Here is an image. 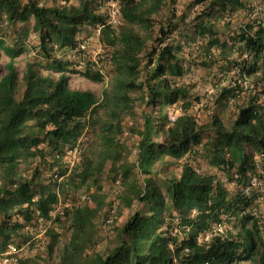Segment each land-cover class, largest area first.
<instances>
[{"label":"trees","instance_id":"trees-1","mask_svg":"<svg viewBox=\"0 0 264 264\" xmlns=\"http://www.w3.org/2000/svg\"><path fill=\"white\" fill-rule=\"evenodd\" d=\"M173 3L118 0L121 20L114 27L97 0H0V21L14 26L32 19L38 56L58 72L56 78L43 75L35 60H27L18 80L16 57L29 28L22 26L9 43L0 37V56L8 57L0 63V264L7 245L39 221L48 225L46 253L61 246L58 264H264V241L257 240L264 174L256 161L264 154L263 110L252 97L236 99L230 127L210 109L199 122L191 109L201 104L200 96L178 81L192 65L207 68L215 104H229L226 95L236 91L221 87L220 72L239 49L255 47L254 59L263 57V28L259 24L252 35L238 28L228 33L233 20L224 16L241 10L238 0H190L179 13ZM87 27L98 28L99 43L111 48L106 59L115 74L100 97L67 84L68 72L99 80L98 71L91 75L90 62L74 69L80 63L58 57L77 47ZM131 93H138L145 108L134 146L118 137L121 116L133 106ZM178 103L173 116L170 108ZM100 110L106 118L98 116ZM97 122L93 157L82 159L73 172L63 157ZM198 156L224 178L201 170ZM170 159L178 160V171L170 170ZM103 170L116 190L101 223L115 238L96 248L98 209L76 204L71 191L82 184L102 190ZM252 178L258 184L245 192ZM116 201L131 210L123 224L114 220ZM60 203V213L52 214ZM62 216L64 242L53 225ZM217 224L222 233L214 230ZM206 233L211 235L205 238ZM14 264L39 263L19 256Z\"/></svg>","mask_w":264,"mask_h":264},{"label":"rangeland","instance_id":"rangeland-1","mask_svg":"<svg viewBox=\"0 0 264 264\" xmlns=\"http://www.w3.org/2000/svg\"><path fill=\"white\" fill-rule=\"evenodd\" d=\"M190 0H174V7L176 9V13H179L180 10L184 5H186ZM171 3V0H169V5ZM168 10L165 8L164 12ZM163 14L162 12H160ZM159 15H156L154 19H158ZM157 21V20H156ZM32 19H30L25 25L21 23H16L14 26L7 25L5 22L0 21V37H2L5 42L9 43L12 42L13 37L16 36L15 34L21 30V27H27L29 28V33L27 36V39H25L23 44V51L16 57V67L18 71V80L21 78L22 71L24 69L25 62L27 60H35L38 63V71L39 73L43 75H49L52 78H56L58 75V72L55 70L49 68V63L47 59L43 57L38 56L37 52V36L36 34L31 30L32 26ZM88 30L83 31L81 34L84 37V39L90 38L89 46L86 48L85 53L82 55H78L76 52L72 51H62L58 53V57L67 60V61H74L80 64H74V66H71L74 69H80L82 68L84 62H90L91 66V75L95 71H98L101 74V78L99 80H95L93 78L85 77L80 72H68V80L67 84L71 88H78V89H89L92 92H94L98 97L101 96V93L104 88L109 87L110 82L112 78H114V72L113 66L108 62L106 59L108 56V52L110 51V47L104 48V45L99 43L98 40V28L93 29L91 27H87ZM182 29V28H181ZM180 28H178V31ZM177 38V35L173 36ZM8 60V57L2 53L0 56V63L1 65H4V63ZM72 63V64H73ZM178 81L183 83H188L192 87V95L200 96L201 98V104H198L195 109H191L192 113H194L195 117L199 122H204L207 119V109L212 110L214 113H217L221 119L223 120V123L225 126L230 127L231 123L234 119V112L231 108L230 104L228 103H221L216 105L214 102L215 96H214V88L212 86L213 76L209 72V69L203 68V67H195L194 65L191 66V69L188 74L182 76L178 79ZM19 93L21 92V88L19 89ZM132 97V107L130 109L125 110L121 116L120 124L122 126V132L118 134V137L122 139L123 141H127L129 145L134 146L136 144L137 139L140 134V130H142V110L145 109L142 102H140L138 98V93H131ZM180 104H176V106L171 107V115H176L179 112V106ZM98 116L101 118H106L107 114L102 112L101 110L98 112ZM100 122H97L94 125V128H88L86 129V132L84 135L80 138L79 146L74 148L72 151H67L63 159L68 163L69 167L73 169V172H78L81 168V160L85 157H93V148L96 147V143L98 141V131H99ZM132 126V127H131ZM133 128V130L131 129ZM132 131H131V130ZM207 133L205 132L203 134V140L206 139ZM130 138L128 139L127 137ZM130 156V155H128ZM176 159H170V170L172 171H178V165H177ZM199 165L200 169L207 172L216 174L218 178L223 179V173L221 171H218L215 167L211 166L206 158L202 156H198L196 160ZM109 163V162H107ZM108 166V165H107ZM101 176L104 179L103 181V188L102 190H95L94 188L87 190L85 188V185H80L79 188L75 189L72 195L77 203H87L91 206H94L98 209V215H97V229H96V238H97V244H95L96 248L102 246H105L110 241L115 238V231L111 227H106L101 223V218L103 214H105L107 211H109L110 206L109 202L113 199L114 191L116 190V184H114L111 181V176L107 175V172L103 170L101 172ZM157 181L159 180V177L156 178ZM64 178H59L58 181H64ZM258 182V181H257ZM264 182L259 183L262 184ZM231 188L232 185L228 184ZM163 187V186H162ZM262 191L264 193V184H262ZM85 196V198L83 197ZM67 202H69L67 200ZM63 206V203L58 204L55 209L52 211V214L54 213H60V210ZM116 215L114 217V220H116L117 223L123 224L125 220L128 217V214L130 213V209L126 208H120L118 206V202H115L114 205ZM259 235L257 236V240H263L264 241V229H263V223H264V195L262 197V200L259 204ZM54 228L61 233L60 240L61 242H64L68 238V232L65 230V226H67L65 217H61V223L59 224H53ZM48 225L44 224L42 222H34L33 224H28L23 229L22 233L24 236L16 237V239L13 241L12 244H15L18 248H20L19 256L20 257H33L39 264H58V251L61 249L60 244L54 247L53 253L51 255H48L45 250V239L46 236L44 234L46 228ZM26 238V241L24 240V237ZM60 242V243H61ZM113 243H111L112 245Z\"/></svg>","mask_w":264,"mask_h":264},{"label":"built area","instance_id":"built-area-1","mask_svg":"<svg viewBox=\"0 0 264 264\" xmlns=\"http://www.w3.org/2000/svg\"><path fill=\"white\" fill-rule=\"evenodd\" d=\"M238 2L241 10L232 12L230 16H224L226 20H229V18L233 20L228 25V33L232 34L238 28L245 35H252L253 31L258 29L260 24L263 28L262 33L264 35V0H238ZM97 3L100 9L106 13L107 23L117 27L121 20L118 0H97ZM248 24H252L253 26L249 30L246 29V25ZM89 43L90 38H85L71 51L85 53ZM231 44L232 41L229 39L228 45ZM255 49V47L242 48V50L239 49L235 52L234 60L226 68V71L220 72V77L222 78L220 85L225 89L233 88L236 91L234 97H231L230 94L226 95V97H229V104H232L236 99L244 100L252 97V102L260 105L264 113V45L260 47L263 57L258 60H255L253 57ZM170 118L173 119L172 116ZM261 160H264L263 153L257 156L256 161L258 163V171L264 174V168L261 167ZM257 184L256 178H252L245 192H248L251 187ZM83 197L85 198L84 195ZM223 229L224 227L219 224L215 225L214 228L216 232L220 233L223 232ZM210 235L211 233H206L205 238H208ZM19 252L20 248L15 244L9 243L1 255L2 264H14L17 257H19Z\"/></svg>","mask_w":264,"mask_h":264}]
</instances>
